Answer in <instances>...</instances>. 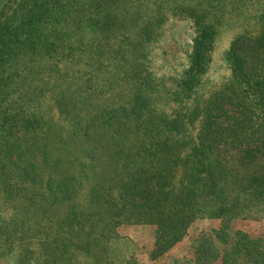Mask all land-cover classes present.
I'll list each match as a JSON object with an SVG mask.
<instances>
[{"label":"rangeland","instance_id":"1","mask_svg":"<svg viewBox=\"0 0 264 264\" xmlns=\"http://www.w3.org/2000/svg\"><path fill=\"white\" fill-rule=\"evenodd\" d=\"M70 2L72 0H63L62 4ZM16 5L17 0H4L0 7H5L0 20L10 22L8 25L12 27L17 26V18H10ZM99 7L109 11V21L102 26L101 18L105 13L102 11L96 17L101 22L96 42L90 49L95 53L94 60L87 58L82 63H70L64 55L68 54L66 42L59 41L66 36L74 44L83 32L74 26L76 22L73 23L69 16L61 15L58 19L52 16L44 20L41 30L48 43H56L55 47L37 51L33 60L25 58L17 65L15 76L10 68L7 70L9 79H13L9 84L11 101L17 96H27L31 90L35 95L32 99L23 96L20 103L25 109L20 112L16 107H9L12 112H18L21 120L15 121L12 132L0 129V173L5 167L11 182L18 184L24 180L37 191L32 189L26 193L29 188L26 186L19 192L15 189L16 195L7 199L0 187V264H21L24 256L27 261L23 264H41L46 260L44 250L34 237L35 232L28 230L35 226V219L43 221L45 217L26 211L31 204L24 200L13 207L20 197L28 198L31 193L32 201L40 204L43 194L47 195V179L53 178V185L58 179L63 182L69 179L59 169L53 177L52 168L43 169L44 163L49 161L48 156L43 155L46 151L63 160L65 156L70 157L77 168L86 166L91 157L99 167L107 168L111 154L123 149L120 140L123 134L133 139V132H161L159 120L176 118L183 121L179 132L187 144L199 132L209 102L233 83L229 55L232 43L244 35H258L264 18V0H122L120 3L105 0ZM121 7L124 9L120 14L117 8ZM196 15H204L206 24L214 28V35L199 86L195 93L185 94L180 82L190 64L196 38ZM148 24L153 29V37L144 42L143 31ZM39 62L40 67H37ZM138 73L143 78L138 90L146 100L141 118L127 113L133 85L128 83ZM90 106L92 111L88 110ZM194 109L199 112L197 119L191 115ZM229 116H222L218 122L227 123ZM34 118L38 123H34ZM256 130L263 132L260 128ZM4 143L13 145L15 154L4 151L7 145ZM185 147L184 152L187 145ZM84 150L89 151V155L84 153L82 157L77 153ZM112 176L116 180L123 178L117 173ZM1 178L0 174V185ZM253 204L249 213L253 218L245 219L247 213H241L232 219L195 220L178 243L155 259L150 255L156 228L121 225L108 243V256L116 264H223L227 255L225 264H253L247 257L234 252L245 245L250 251L264 253V202L254 201ZM52 207L58 208L56 204ZM9 220L13 222L8 224ZM28 231L33 233L32 241H17L23 236L22 232ZM238 233L251 241L256 240L257 244H238L242 239ZM66 264L95 262L76 257Z\"/></svg>","mask_w":264,"mask_h":264},{"label":"trees","instance_id":"2","mask_svg":"<svg viewBox=\"0 0 264 264\" xmlns=\"http://www.w3.org/2000/svg\"><path fill=\"white\" fill-rule=\"evenodd\" d=\"M3 1L0 0V7ZM62 1L17 0L13 15L10 14L13 20L17 18V26L12 27L8 25L10 22L0 20L2 131L12 132L15 121L21 120L18 112L16 114L9 108L10 105L19 112L25 109L20 103L24 95L12 101L9 99L13 79H9L7 70L10 68L14 75L17 65L25 58L33 60L38 52L47 51L49 47L53 49L56 45L48 43L47 38L42 36L41 27L45 19L69 16L73 23L76 22L74 26L83 32V36L76 39L74 44L66 36H62L59 41L66 42L68 54L64 55L71 64L82 63L87 58L95 59V53L90 49L96 42L98 24L102 21L105 27L109 21V11L99 7L101 1L105 0H72L69 5L62 4ZM115 1L120 3L122 0ZM4 9V6L0 9V19L4 16ZM123 9L117 8L120 14ZM100 11L105 13L98 21L96 17ZM203 17L196 15L194 19L196 38L189 68L180 82L185 94L195 93L199 86L213 40L214 28L206 24V18ZM143 35L144 42L153 37V29L149 24L144 27ZM229 55L233 83L209 102L208 109L202 115L199 132L187 144L181 136L182 132H179L183 121L176 118L159 120L161 132H133V139L123 134L120 139L123 149L111 154L107 168L99 167L93 157L86 166L77 168L76 162L69 160L71 158L68 156L63 160L51 156V151L43 154L51 162L44 163L43 169L45 167L48 171L52 168V177L59 169L69 179L66 182L58 179L54 183L56 185H53V178L47 179V195L43 194L38 202L40 204L32 201V193L28 198L20 197L13 204L15 207L24 200L31 204V208H26V211L45 217L43 221L35 219V226L32 230L28 229L35 232L34 237H37L44 250L46 260L41 264H66L76 257L91 259L95 264H116L108 256V243L121 225L154 226L156 238L150 258L155 259L178 243L195 220L232 219L241 213H247L245 219L253 218L249 214L253 202H264V18L259 34L237 38L231 45ZM43 60L40 59V62ZM40 62L36 63L37 67H40ZM129 82L133 85L127 113L141 118L146 100L138 89L143 84V78L138 73ZM34 95L35 92L31 90L24 98L32 99ZM211 105L215 107H209ZM88 110L92 111L93 107L90 106ZM198 114L197 109L191 112L196 119ZM228 114L227 123L218 122V119ZM91 121L88 120V123ZM34 123H38L36 118ZM257 128L263 132H257ZM4 144H7L2 146L4 151L9 155L15 154L13 145ZM186 145L187 151L184 152ZM77 153L83 157L89 151ZM5 171L4 167L0 173V187L7 199L16 195L13 192L15 189L19 192L26 186L29 187L26 193L32 189L37 191L24 180L18 184L11 182ZM113 173L123 178L116 180ZM54 204L58 207L56 210L52 207ZM9 221L8 224L13 222ZM29 231L26 234L22 232V238L18 237L17 241H32L33 233ZM237 236L242 238L238 244H257L256 240L251 241L243 234L238 233ZM234 252L247 257L253 264H264L263 252L250 251L245 245ZM226 256L223 264L227 261ZM25 261L24 256L21 264Z\"/></svg>","mask_w":264,"mask_h":264}]
</instances>
